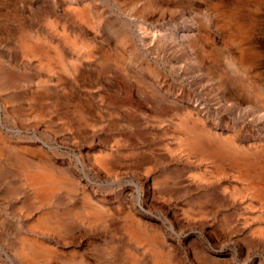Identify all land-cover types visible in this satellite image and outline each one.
<instances>
[{"label":"rangeland","instance_id":"374dc122","mask_svg":"<svg viewBox=\"0 0 264 264\" xmlns=\"http://www.w3.org/2000/svg\"><path fill=\"white\" fill-rule=\"evenodd\" d=\"M0 264H264V0H0Z\"/></svg>","mask_w":264,"mask_h":264},{"label":"bare ground","instance_id":"6f19581e","mask_svg":"<svg viewBox=\"0 0 264 264\" xmlns=\"http://www.w3.org/2000/svg\"><path fill=\"white\" fill-rule=\"evenodd\" d=\"M54 175H55V174H54L53 172H51V171L42 170L41 172L36 173V174L34 175V178H35L36 180H39V181L42 182V183H47V182H49L50 180H53ZM133 184H134V183H133ZM51 191H52V190H51L50 187H49V188L45 187V188L42 189V193H44V194H49Z\"/></svg>","mask_w":264,"mask_h":264},{"label":"crops","instance_id":"0c3cea01","mask_svg":"<svg viewBox=\"0 0 264 264\" xmlns=\"http://www.w3.org/2000/svg\"><path fill=\"white\" fill-rule=\"evenodd\" d=\"M146 229H144V231H145Z\"/></svg>","mask_w":264,"mask_h":264}]
</instances>
